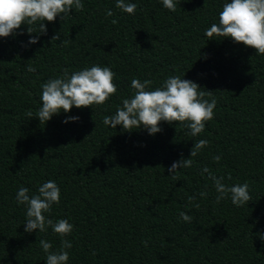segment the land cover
<instances>
[{"label":"trees","instance_id":"1","mask_svg":"<svg viewBox=\"0 0 264 264\" xmlns=\"http://www.w3.org/2000/svg\"><path fill=\"white\" fill-rule=\"evenodd\" d=\"M128 2L137 4L134 15L116 0H82V11L45 21L35 44L26 25L0 37V264H46L41 239L60 248L50 227L24 231L26 208L15 199L21 186L32 195L49 180L60 203L45 215L74 226L67 264H264V55L204 35L230 0H177L175 12L160 0ZM109 9L114 16L106 18ZM93 65L115 73L116 94L40 123L41 85ZM170 76L212 92L205 99L217 101L214 118L203 133L192 137L176 122H160L153 135L103 123L133 94V78L153 81L154 90ZM72 116L79 119L63 123ZM200 139L208 146L173 180L168 168ZM205 166L228 186L247 183L251 201L215 203ZM194 194L199 208L189 205ZM181 211L193 221L181 220Z\"/></svg>","mask_w":264,"mask_h":264},{"label":"clouds","instance_id":"2","mask_svg":"<svg viewBox=\"0 0 264 264\" xmlns=\"http://www.w3.org/2000/svg\"><path fill=\"white\" fill-rule=\"evenodd\" d=\"M163 7L171 12L177 9V0H160ZM116 8L122 12L134 15L137 9L136 3L128 0H116ZM82 11V0H0V37H8L16 33L21 25L27 26V33H37L31 36L28 43L38 42L39 35L46 34L45 21L53 22L59 16L63 21L69 16L70 11ZM112 10H106L105 17H113ZM112 24L118 23L113 18ZM35 26V27H33ZM208 39L230 38L234 43L243 44L255 50L256 55H264V0H230L225 2L218 14V22L212 23L204 32ZM59 39V34L52 40ZM207 39V40H208ZM28 72L36 69L29 65ZM115 73L107 66L93 65L68 73L57 78H50L41 85V106L36 113L40 123L50 120L63 110L68 113L72 107L86 108L93 105H103L109 98L116 94L117 87L113 83ZM153 81L133 78L131 89L133 94L129 98L122 99L121 106L117 107L114 115L105 116L103 123L115 129L117 125L122 130L131 132L143 127L149 135L161 131L160 122L169 125L179 123L188 129V135L196 137L205 130L206 122L214 118V109L217 101L213 97L210 101L205 99L211 96V91H200L201 87L190 80L180 76H170L163 83L152 90ZM32 117L31 111L27 113ZM79 117L66 118L63 123L77 121ZM208 141L200 139L196 141L190 150L187 159L181 158L172 163L168 168L169 176L176 179V173L181 168H191L194 157L198 156L202 149L208 146ZM220 156H214L213 160L219 162ZM208 174V179L217 193L215 203L230 198L234 206L241 207L251 201L249 185L247 183L228 186L224 183V176H216L207 167H203L201 174ZM231 179L230 174L227 177ZM206 191L199 192L200 198H206ZM196 195L188 198L189 205L199 208L194 203ZM16 203L26 208V221L24 231L31 233L34 230L45 232L50 227L52 232L60 238V248L52 250L49 241L41 239L39 245L46 254V264H67L69 260L68 249L72 248V242L68 237L73 232V224L67 219H59L55 222L45 214L50 213L54 204L60 203V188L55 181L44 182L36 194H29L27 187L21 186L16 193ZM179 217L186 223L193 221V216L185 211L179 213ZM260 238L264 240V235ZM95 255V252L92 253Z\"/></svg>","mask_w":264,"mask_h":264}]
</instances>
